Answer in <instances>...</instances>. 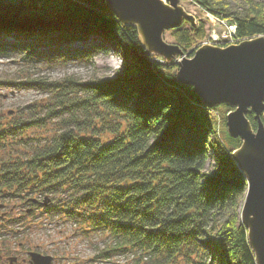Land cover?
Returning a JSON list of instances; mask_svg holds the SVG:
<instances>
[{
    "label": "trees",
    "instance_id": "obj_1",
    "mask_svg": "<svg viewBox=\"0 0 264 264\" xmlns=\"http://www.w3.org/2000/svg\"><path fill=\"white\" fill-rule=\"evenodd\" d=\"M41 1L0 0L1 52L90 59L114 46L122 66L113 78L25 80L45 86L69 116L27 154L0 158V184L26 198L51 195L45 210L106 231L116 249L135 252L130 264H256L240 217L247 180L232 156L241 141L219 136L215 107L177 81V62L147 54L104 0ZM192 1L235 24L238 41L264 34L261 1ZM175 29L185 52L205 36L202 24ZM33 121L1 125L0 142Z\"/></svg>",
    "mask_w": 264,
    "mask_h": 264
},
{
    "label": "rangeland",
    "instance_id": "obj_2",
    "mask_svg": "<svg viewBox=\"0 0 264 264\" xmlns=\"http://www.w3.org/2000/svg\"><path fill=\"white\" fill-rule=\"evenodd\" d=\"M258 1L264 3V0ZM181 3L195 15L196 26L202 24L205 30L204 38L186 50L188 55L203 43L227 45L236 40L234 36L230 35L229 24L231 23L207 12L192 0H181ZM185 24V26H189V23ZM176 30L175 28L167 29L164 32V38L169 42L178 43L174 38ZM156 58L166 62L161 56L156 55ZM121 66L122 56L119 49L114 46L109 47L107 52H97L90 59H86L84 55L66 59L45 55L35 56L33 60H23L17 53L0 51V126L15 121L34 120L33 125L30 123L29 128H24L21 133H16L9 141L0 142V147H3L0 148V158H14L27 154L32 144L37 141L36 136L43 134L44 137H48L58 131L69 116L68 110H59L55 95L45 86L38 83L27 84L24 83L25 80L31 78L60 80L69 76L80 81L97 77L113 78ZM51 104L55 109L51 108ZM214 107L213 114L217 118L215 128L222 138V131H227L223 117L226 121V114L233 107L226 103H220ZM210 137L212 138V135ZM209 153L211 159L207 168H210L214 159L212 149H209ZM0 188L7 191L5 198L7 206L9 208L12 205L16 207L14 213L8 214L9 218L6 220L8 230L12 228L11 225L15 224L12 220L13 217H19L22 225L20 234L14 236V233L10 231L4 239V242L8 244L6 248H9V253L17 252L15 247H17L18 241H21L22 248L27 251L32 250L52 255L54 259L51 264H130L135 261L137 257L135 252L130 248L116 249L112 236L106 231L83 230L84 223L67 216L64 212L52 213L45 210L44 207L36 206L31 212H25L29 207L26 203L28 198L42 199L43 195L29 194L28 198L25 196L26 201L22 202L21 198L16 196L14 188L2 184H0ZM246 191L241 203L245 199ZM49 197L53 202V197L51 195ZM23 254L26 257V253ZM9 259L6 257L4 260L0 259V262L7 264Z\"/></svg>",
    "mask_w": 264,
    "mask_h": 264
},
{
    "label": "water",
    "instance_id": "obj_3",
    "mask_svg": "<svg viewBox=\"0 0 264 264\" xmlns=\"http://www.w3.org/2000/svg\"><path fill=\"white\" fill-rule=\"evenodd\" d=\"M120 22L132 26L147 54L177 62L176 78L190 84L206 106L226 103L229 135L240 144L232 156L245 176L248 187L240 217L247 228L248 243L256 264H264V34L227 45L203 43L188 55L179 43L164 38L167 29L184 22L196 25L195 15L181 0H104ZM253 112L254 128L247 117ZM48 203L45 197L43 204ZM32 264H50L53 256L31 251Z\"/></svg>",
    "mask_w": 264,
    "mask_h": 264
},
{
    "label": "flooded vegetation",
    "instance_id": "obj_4",
    "mask_svg": "<svg viewBox=\"0 0 264 264\" xmlns=\"http://www.w3.org/2000/svg\"><path fill=\"white\" fill-rule=\"evenodd\" d=\"M7 196V191H5L4 188H0V241H1V246H0V259L1 260H4V258L8 257L9 261L7 262V264H32L31 262V259H30V252L32 250H26L23 247L22 245V242L21 241H18L17 243V247H15L16 251H11L9 253V248H6L8 247L7 243H5L4 239H6V236L7 234H9V232L11 231L12 233H14L13 235H18L20 234V231H21V227L22 225L20 224L21 220L19 217H13L12 220L13 222H15L14 225H11L12 228H10L8 230V226H6V220L9 218V215L11 213H14L16 211V207L14 205H12V207H8L7 206V202L5 200ZM16 196L18 198H21V201L22 202H25V193L24 192H19V193H16ZM9 197V195H8ZM52 202V201H51ZM8 207V208H7ZM29 207H32V210L34 208V205H30ZM27 210H25L26 212ZM9 214V215H8ZM23 253H26V257L23 256L24 254ZM23 254V255H22ZM12 255V256H11ZM22 255V256H21ZM0 260V261H1ZM0 264H2L0 262Z\"/></svg>",
    "mask_w": 264,
    "mask_h": 264
},
{
    "label": "built area",
    "instance_id": "obj_5",
    "mask_svg": "<svg viewBox=\"0 0 264 264\" xmlns=\"http://www.w3.org/2000/svg\"><path fill=\"white\" fill-rule=\"evenodd\" d=\"M229 27H230V35L231 36H234V32H235V24H229ZM235 37V36H234ZM238 41V39H236L234 42H237ZM262 117L264 118V110H263V115H262Z\"/></svg>",
    "mask_w": 264,
    "mask_h": 264
},
{
    "label": "bare ground",
    "instance_id": "obj_6",
    "mask_svg": "<svg viewBox=\"0 0 264 264\" xmlns=\"http://www.w3.org/2000/svg\"><path fill=\"white\" fill-rule=\"evenodd\" d=\"M262 119H264L263 117H261Z\"/></svg>",
    "mask_w": 264,
    "mask_h": 264
}]
</instances>
